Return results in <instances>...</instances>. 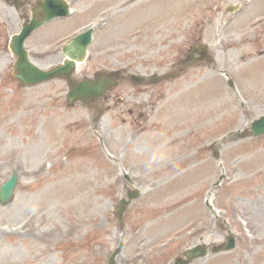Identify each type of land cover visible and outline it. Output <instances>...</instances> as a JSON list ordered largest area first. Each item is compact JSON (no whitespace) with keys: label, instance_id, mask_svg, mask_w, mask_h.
Wrapping results in <instances>:
<instances>
[{"label":"rangeland","instance_id":"1","mask_svg":"<svg viewBox=\"0 0 264 264\" xmlns=\"http://www.w3.org/2000/svg\"><path fill=\"white\" fill-rule=\"evenodd\" d=\"M27 1L0 0V184L19 174L0 205V264H109L120 243L112 264H169L200 240L206 257L187 264H264V134H237L264 114V0H65L71 15L25 41L42 69L93 25L76 79L165 73L199 41L210 57L90 105H68L62 76L14 79L8 41L31 18ZM230 235L233 249L210 251Z\"/></svg>","mask_w":264,"mask_h":264},{"label":"water","instance_id":"2","mask_svg":"<svg viewBox=\"0 0 264 264\" xmlns=\"http://www.w3.org/2000/svg\"><path fill=\"white\" fill-rule=\"evenodd\" d=\"M45 12L46 16L39 20L35 16L31 20H28L23 24L22 29L19 33L13 35L10 41V48L14 55L16 56V61L14 63V73L17 80L23 85H35L53 79L57 76L64 75L70 82V91L67 94V99L70 103L75 100H81L83 103L89 102V100L101 94L108 86L104 81L94 82L91 79H84L80 82H75L71 78V73L74 69L75 60L83 61L86 55L87 46L91 40V30L86 33L78 35L72 42L68 43L63 51L66 56H70L72 60L65 61L64 64L55 66L52 69L44 70L37 65H35L28 56L27 50L24 48V41L30 35V33L39 27L43 22L50 20L55 16H63L68 13L67 4L62 0H43L39 3L36 8H34V15L41 14ZM251 132L253 135H260L264 133V116L255 120L251 127ZM248 134V130L240 134V136H245ZM17 184V175L13 174L1 187H0V203L7 204L12 200L13 192ZM138 196L137 191H129L128 197L129 201ZM123 199L120 202L119 214H121L124 206L129 202ZM221 246V245H220ZM220 246L214 248L213 250L217 251ZM235 246V241L233 237H229L227 243L224 245V250H230ZM120 248H118L115 253H118ZM206 248L200 245H197L193 248L187 249L184 252L185 259H177L174 264H186L191 259L195 257L204 256ZM114 253V254H115ZM114 256V255H113ZM112 256V257H113ZM113 258H111L110 263H113Z\"/></svg>","mask_w":264,"mask_h":264},{"label":"flooded vegetation","instance_id":"3","mask_svg":"<svg viewBox=\"0 0 264 264\" xmlns=\"http://www.w3.org/2000/svg\"><path fill=\"white\" fill-rule=\"evenodd\" d=\"M25 4H28V1L27 0H22V3H20V5H25ZM195 58L196 59H198L199 58V56L197 57V55H195ZM182 61H183V59H180L173 67H175L176 65H178V69H176V68H173V71L175 72V70H177V72H181L182 70H183V65H182ZM112 72L113 71H105V70H102V68L101 67H99V68H97L96 70H95V75H97V76H101V75H106L105 76V78H107V79H114V78H117L118 80H117V83H116V85L113 87V88H111L110 90H108L109 91V93H108V91H107V93L105 92L104 94H102V96L104 97V99H106V101L105 102H107V101H109V100H112L113 98H114V96H116V93H115V87H118V88H121V86H125L124 84H126L127 83V81L129 80V79H131L130 78V76L128 75V70L127 69H125V68H122V69H120L119 70V72H117V74H115L114 76H112L111 74H112ZM117 88V89H118ZM122 91V90H121ZM119 92H120V90L117 92L118 94H119ZM112 97L111 99H109V97ZM101 97V96H100ZM95 101L97 100V99H94ZM123 100V99H122ZM129 111H131V109H129Z\"/></svg>","mask_w":264,"mask_h":264}]
</instances>
